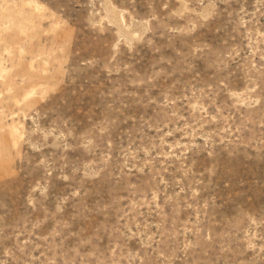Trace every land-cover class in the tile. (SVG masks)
<instances>
[{
	"label": "rangeland",
	"instance_id": "obj_1",
	"mask_svg": "<svg viewBox=\"0 0 264 264\" xmlns=\"http://www.w3.org/2000/svg\"><path fill=\"white\" fill-rule=\"evenodd\" d=\"M0 264H264V0H0Z\"/></svg>",
	"mask_w": 264,
	"mask_h": 264
}]
</instances>
